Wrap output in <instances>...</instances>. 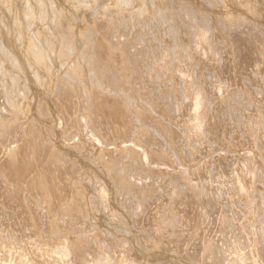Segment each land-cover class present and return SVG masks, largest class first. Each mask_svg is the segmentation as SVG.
I'll return each instance as SVG.
<instances>
[{
  "label": "bare ground",
  "instance_id": "obj_1",
  "mask_svg": "<svg viewBox=\"0 0 264 264\" xmlns=\"http://www.w3.org/2000/svg\"><path fill=\"white\" fill-rule=\"evenodd\" d=\"M76 16L84 19L72 26L68 19ZM90 25L100 31H89ZM112 32L123 40L111 42ZM247 34L258 47L250 44L246 54L236 56L234 49ZM222 59L229 65L247 61L254 66L235 93L240 98L231 125L206 114L210 105L217 115L229 113L234 102L230 96L235 73L219 67ZM210 75L215 77L210 80ZM166 78L172 90L158 85L157 93V83H166ZM189 85L197 88L189 93ZM254 87L261 91L257 98L250 93ZM179 90L187 91L192 114L182 140L200 139L203 126L210 136L220 121L217 127H225L238 143H264V0H0V178L6 179L0 185V264H264V163L251 151L222 149L213 165L206 164L218 170L213 174L220 182L215 190L208 192L203 185L198 192L188 176H181L174 180L172 195L165 196L169 203L186 206L184 201L202 195L205 205L198 216L213 224L210 232L185 234L192 215L178 228L174 219L161 226L144 214L148 191L129 177L144 173L152 180L161 178L173 166L164 146L182 157L178 137L151 119L166 115L164 99L180 96ZM242 98L245 103H240ZM220 101L222 105L214 107ZM70 110L78 119L69 118ZM21 119L26 129L19 130L25 137L10 147L7 137ZM52 122L54 133L49 132ZM64 122L67 128L84 131L75 135L76 144L62 139ZM259 124L263 131H258ZM250 165L260 168L247 182L243 173H250ZM228 183L238 193L231 203L239 205H232L230 214L215 212L209 206L226 198ZM22 197L31 205L18 202L7 209ZM133 199L139 201L133 208L140 209L136 223L147 217L142 236L132 233L134 223L127 213V202ZM240 206L246 213H240ZM61 207L67 211L66 221L73 212L80 214V228L85 220L98 224L89 229L93 234L83 236L85 228L64 226L57 212ZM109 226L112 229H104ZM102 230L110 240L93 248L91 241ZM59 232L62 239L52 243V235ZM156 232L174 248L151 240Z\"/></svg>",
  "mask_w": 264,
  "mask_h": 264
},
{
  "label": "rangeland",
  "instance_id": "obj_2",
  "mask_svg": "<svg viewBox=\"0 0 264 264\" xmlns=\"http://www.w3.org/2000/svg\"><path fill=\"white\" fill-rule=\"evenodd\" d=\"M71 17H69V19H68V21L70 22V23H72V26L73 25H75L76 23H78V22H80V20L81 19H84V16H76L74 19L73 18H71ZM104 21L103 20H98V22H97V24H102ZM63 23V22H62ZM128 26V25H127ZM91 27V28H90ZM97 27H94V26H89L88 27V29H89V31H100V29H96ZM101 31H103V29H101ZM241 36V35H240ZM110 40H111V42H112V40H113V42H115V40L118 38L119 40H123V38L124 37H121V36H117L116 35V33H110ZM144 39H146V37L144 38ZM252 40V41H251ZM248 41H251V42H248ZM242 44H241V46L238 48V49H234L235 51H234V54L237 56V55H242V54H246V52H247V50L249 49V45L251 44V46H252V44L254 45V47L256 48V47H258V43H257V41H256V39H255V37L254 36H252V35H246V36H242ZM247 42H248V44H247ZM261 45V44H260ZM245 46H247L246 48H245ZM139 55H137L136 57H138ZM138 60H141V55L138 57ZM246 62L247 61H245V62H242V61H238V62H236V64L235 65H229V64H227L226 62H225V60H220V62H219V64H220V66L219 67H223V69L225 70V72H226V70L228 69H230L229 71V73L228 74H231L232 72L233 73H235V80H233L231 83V85H232V89H234L233 91H235L230 97H232L231 99H232V101H234L233 102V104H232V106L230 107V109H228L227 110V112H229V113H225V112H221L219 115H217L216 114V111H215V108H213V106L212 105H210L208 108H206V114H210L211 116L213 115V113H214V116L215 117H217L218 119L220 118V119H224V120H226L225 122H227L228 123V125H231L232 123H233V119H234V117H235V114H236V108H237V100L240 98H238V96L239 95H236L235 93H236V91L237 90H239V87L240 86H243V82L245 81V80H247V79H249V73H251L253 70H254V66H253V64L252 65H247L246 64ZM121 63H123V62H121ZM119 66V65H118ZM118 66H116V67H114V69H112L110 72H113L114 70H116L117 69V67ZM242 67V68H241ZM240 68V69H239ZM144 69V68H143ZM169 69L174 73V72H176V70H175V67H169ZM232 70V71H231ZM241 70V71H240ZM243 70V71H242ZM245 71V72H244ZM239 73V74H238ZM245 75H244V74ZM169 74H171V72L169 73ZM241 74V75H240ZM234 75V74H233ZM244 75V76H243ZM237 76V77H236ZM215 76H212V75H210V80L211 79H213ZM240 77H243V79L242 78H240ZM168 78H166L164 81H166V83H164V82H162V83H157V88H156V92L158 93V91H159V86L161 85V88H163V90H165V91H171L172 89H171V87H169V83H168V80H167ZM218 80V79H217ZM244 80V81H243ZM243 81V82H242ZM223 83V82H222ZM159 85V86H158ZM197 88V86L196 85H189L188 86V89H187V91H189V93L190 92H193V90L194 89H196ZM237 88V89H236ZM180 91V96H178V97H175V98H169V99H164V101H165V105H166V107H165V110H166V115H160L159 117H156L155 115L153 116H151V119L152 118H155V121L161 126V127H164L166 130H168L169 132H170V134H171V136L172 137H178L177 138V140H175V143H176V145H177V147H179V148H181V152H182V157L181 156H179V154H175L174 152H172L171 151V149H170V147L168 146V147H166V146H164V148L166 149H164V148H162V150L164 151V152H166V154H167V156H168V158L173 162V166H171V167H168V168H166L167 170L165 171V173L164 174H162L161 176V178L159 177V176H157V177H155L153 180L152 179H149V178H147V175H144V173H141V175H138L137 176V178H135V179H133V178H130L129 177V179L130 180H134V181H136L135 183L138 185V186H145V189L148 191L147 193H146V199H144V203H147L146 205H147V208H145V211L147 212V213H145V211H144V214H150L152 217H154L155 219H157V221H158V225H161V226H164V223L163 222H165V225L169 222V218L172 220V219H174L175 220V223H173L175 226H177L178 228H180V224L182 225V223L185 221L183 218L186 216V217H188V216H190V215H192L193 217L192 218H194V221L193 222H191L190 224H189V227L186 229L187 230V232H185V234H187V233H192L193 232V230H194V233H195V235L197 234V233H200V231H203V229H204V233L205 232H210V230H209V228H210V226L209 225H213V224H211L205 217H203V218H200V220H199V212L202 210V206H204L205 205V198L203 199V196L201 195V196H199V197H196V199H194V201L193 200H191V199H189L188 201H184V202H187L186 203V206H185V204L183 205V206H181V205H176V204H173V203H169V202H167V200H164V198H165V196H167V197H169V196H171L172 194H170V192L172 193V185H173V183L175 182L174 180L176 179L177 180V177H179V178H181V176H182V178L183 177H189L190 179H191V181L190 180H188V183H192L193 185H194V187H195V189H196V191H200V189L202 188V186L204 185V186H208L207 187V191L209 192L212 188L215 190V188H216V186H215V184L216 185H218V184H220V182L219 181H215V179H214V177H213V174H216L217 173V171H216V169H213L212 167L213 166H208V165H213V162H211V161H213V160H216V158H217V155H219L221 152H222V149L223 150H227V151H232V150H234V152H232V153H236V152H243L242 150L244 149V152L243 153H246L247 151H251V153H255L256 155H258L260 158H261V161L264 163V158H263V154L262 153H264V143H257V144H259V145H257V146H255L254 147V145H256V144H248V143H245V142H241L240 140H239V143H238V141H237V139H235V138H232L227 132H226V130L227 129H225V127L224 128H220V127H217V124H218V122H220V121H218L216 124H215V126H213V130H211V135L209 136V132L208 131H206L204 128V126L202 127L203 129V135H202V137L201 138H203V139H199V138H195L194 140L195 141H193V140H190L191 142H188L187 140H185V139H183L182 140V134H184V132H185V130H187L188 129V124H189V121L191 120V118H192V114H191V112H190V109H188V102H189V100H188V98H187V96L185 95V94H187V91H186V93H185V91L182 93L181 92V90H179ZM261 91H260V89L259 88H257V87H254V88H251V90H250V93H251V95H252V97H258V94L260 93ZM157 95H159V98H160V94H157ZM59 97H60V95L58 96L57 95V97L56 98H58L59 99ZM147 98V97H146ZM72 99H75V97H73ZM185 99V100H184ZM244 99H246V98H242L241 100H240V103H245V100ZM150 100H151V98H150ZM170 100V101H169ZM178 101V102H177ZM239 101V100H238ZM243 101V102H242ZM58 102H59V100H58ZM178 104H177V103ZM168 103V104H167ZM181 104V105H180ZM219 104H221L222 105V101H220V102H218V103H215V105H214V107H217V106H219ZM178 105V106H177ZM179 107V108H178ZM182 107V108H181ZM186 109V110H185ZM183 110H185L184 112H183ZM61 111H63V110H61ZM234 112H235V114H234ZM70 119L71 120H76V119H78V117H79V114L78 113H74L73 111H71L70 110ZM185 113V114H184ZM231 114V115H230ZM60 115H62V114H58V117L60 116ZM234 115V116H233ZM226 116V117H225ZM230 116V117H229ZM233 118V119H232ZM51 120H54V117H52V119ZM162 120V121H161ZM174 121V122H173ZM149 122H150V120H149ZM166 122V123H165ZM147 123H148V120H147ZM164 123V124H163ZM167 124V125H166ZM169 125V126H168ZM261 124H259L257 127H258V131L261 129L262 130V126L261 127H259ZM26 123L25 122H23L22 121V119L18 122V124L16 125V130L14 131V130H12L11 132H10V134L8 135V137H7V143H9V145H10V147H12L14 144V142L15 141H17L19 138H24L25 137V135H24V133L22 132L21 133V130H19V128H24V130L26 129ZM166 126V127H165ZM53 127H54V125H53V122H52V124H51V126H49V132L50 133H54L53 132ZM215 127V128H214ZM256 127V128H257ZM62 128V127H61ZM182 128H184V129H182ZM144 129V128H143ZM23 130V131H24ZM63 130H65V132H64V134H61V137H62V139H64V138H67L68 139V143H74V144H76V142H77V140L79 139V136H75V135H77V134H79L80 133V131H79V129L78 130H75V127L72 129V128H67L66 126H65V122H64V127H63ZM220 130V131H219ZM52 131V132H51ZM183 131V132H182ZM263 131V130H262ZM19 132V133H18ZM82 133L81 134H83L84 133V131H81ZM168 132V133H169ZM213 133H215L214 135H213ZM217 133V134H216ZM69 135V136H68ZM213 135V136H212ZM206 136V137H205ZM208 136L210 137V138H208ZM16 137V138H15ZM10 138H12L11 140H10ZM73 138V139H72ZM83 138H84V136L82 137V139L81 140H83ZM127 136H124L123 137V139L126 141L127 139ZM147 139H149V138H145V137H141V141H144V140H147ZM155 139H157V141L156 142H159V144H160V138H158L157 136H155ZM205 139L207 140V142L205 141ZM197 140V141H196ZM200 140V142H198ZM184 141V142H183ZM79 142V141H78ZM115 143H117V141H115ZM195 145H194V144ZM200 143V144H199ZM245 143V144H244ZM123 144V143H122ZM143 145H145V146H147V143H142ZM189 144V145H188ZM191 144V145H190ZM198 144V145H197ZM232 144V145H231ZM237 144V145H236ZM124 145V144H123ZM202 145V146H201ZM190 147V148H192V151H190V152H187V151H185L184 149L186 148V147ZM221 146V147H220ZM230 146H232V147H230ZM108 147V146H107ZM109 147H111V146H109ZM108 147V148H109ZM201 147V148H200ZM212 147V148H211ZM167 148H169V149H167ZM199 148V149H198ZM232 148V149H231ZM250 148H252V149H250ZM139 150V152L141 153V151H140V149H138ZM201 150V151H200ZM212 150V151H211ZM219 150V151H218ZM246 150V151H245ZM212 152V153H211ZM173 153V154H172ZM190 153V154H189ZM197 153V154H196ZM214 153V154H213ZM237 154V153H236ZM142 155V153L140 154V156ZM189 155V156H188ZM194 155V156H193ZM201 155V156H200ZM215 155V156H214ZM175 156V157H174ZM193 156V157H192ZM43 157H44V155H43ZM192 157V158H191ZM196 157V158H195ZM213 157H214V159H213ZM200 158V159H199ZM212 158V159H211ZM173 159V160H172ZM202 159V160H201ZM205 159V160H204ZM203 160H204V162H203ZM247 160V159H246ZM245 160V161H246ZM194 161L196 162V163H194ZM207 162V163H206ZM205 163V164H204ZM175 164V165H174ZM206 164H208L207 166H206ZM196 165V166H195ZM241 165V164H240ZM153 166V165H152ZM179 166H180V168H179ZM165 166L164 165H161L160 166V168L161 169H163ZM170 168V169H169ZM179 168V169H178ZM183 168V169H182ZM187 168H189V169H187ZM195 168V169H194ZM209 168H211L210 170H209ZM259 166H252V165H250L249 167H248V169L250 170L249 172L250 173H247V171H245L244 173H243V178L245 179L244 181H246L247 180V182H249L250 181V178H251V172H254V174H253V176H256V175H258V173H259ZM172 169V170H171ZM174 169V170H173ZM176 169H177V171H176ZM185 169H186V172H184L185 171ZM208 169V170H207ZM196 170V171H195ZM198 170V171H197ZM226 170H228V169H226ZM256 170V171H255ZM262 169H260V171H261ZM192 171V172H191ZM195 171V172H194ZM208 171V172H207ZM191 172V173H190ZM197 172V173H196ZM216 172V173H215ZM180 173V174H179ZM193 173V174H192ZM256 173V174H255ZM201 174V175H200ZM248 174V175H247ZM195 175V176H194ZM176 176V177H175ZM159 177V178H158ZM165 177V178H164ZM198 177V179H196ZM236 177L237 178H239L240 179V176L239 175H236ZM248 179H247V178ZM164 178V179H163ZM169 178V179H168ZM173 180H172V179ZM243 178H242V176H241V179L243 180ZM156 179V180H155ZM2 180V181H1ZM6 179H4V178H0V185H2L3 183H4V181H5ZM165 180V181H164ZM171 180V181H170ZM138 181V182H137ZM144 181V182H143ZM147 181V182H146ZM197 181V182H196ZM6 182V181H5ZM64 182H66L67 183V181H66V179H65V181ZM216 182H218V184L216 183ZM210 185V186H209ZM227 185V196L224 194L223 196L224 197H226V198H221L220 200H217L215 203H213L212 205H210L209 207H214V210H216L215 212H218V211H222V210H224V211H229L228 213L230 214V212H231V210H232V208H233V206L232 205H236V206H238L239 204H238V201H236L237 203H235L234 202V204H232L231 202L232 201H235V200H237V198H238V193H237V191L235 190V187L233 188L232 187V185L230 184V183H228V184H226ZM231 185V186H230ZM97 186V185H96ZM140 186V187H141ZM197 186V187H196ZM150 188V190H149V188ZM230 188V189H229ZM155 189V190H154ZM164 189V190H163ZM212 189V190H213ZM233 189V190H232ZM0 190H1V188H0ZM171 190V191H170ZM155 191V192H154ZM161 191V192H160ZM164 191V192H163ZM170 191V192H169ZM232 191V192H231ZM236 191V192H235ZM230 192H231V194L233 195V196H231V194H230ZM149 193V194H148ZM200 194H201V192H200ZM236 196H235V195ZM153 195V196H152ZM164 196V197H163ZM230 198H229V197ZM155 197H157V198H155ZM228 197V198H227ZM151 198H152V200H151ZM233 198V199H232ZM157 199V200H156ZM154 200H155V202H157V204H161V205H156V203L154 202ZM163 200V201H162ZM227 200H229V201H227ZM25 201V202H24ZM161 201V202H160ZM199 201V202H198ZM219 201V202H218ZM18 202H20V203H22L24 206H25V203L26 204H29V205H31L30 204V202L27 200V199H23V197L22 198H20V200H14V201H12L11 203H10V205H7L6 207H7V209H11V208H13L16 204L15 203H18ZM139 201L137 200V199H133V202H131L132 204H130V202H127V206H128V215H129V217H130V220H131V222H133L134 223V228H133V230H132V233L135 235V236H142L143 234V232H145V225L146 224H148V222H147V217L146 216H144L143 218H138V220H139V223L137 224L136 223V220H137V215H138V213H139V211H140V209L139 210H137V211H135L133 208L136 206V205H138L137 203H138ZM143 202H142V204H143ZM153 202V203H152ZM227 202V203H226ZM221 203H223V204H221ZM226 203V204H225ZM167 204V205H166ZM190 204V205H189ZM149 205V206H148ZM170 205V206H169ZM175 205V206H174ZM200 205V206H199ZM184 206H185V209H184ZM222 206H224V207H222ZM220 207V208H219ZM222 207V208H221ZM241 207V206H240ZM238 208L239 209V211H240V213L241 214H243V213H246V211H247V208H243V207H241V208ZM62 208V209H61ZM61 208H58V210H57V212H60L59 213V218L63 221V223L65 224L64 226H66L68 229L69 228H71V229H69V230H74V229H77V231H79V230H82L83 228H85V231H86V233H85V231H83V236H86L87 234H89L90 232H89V229H91L93 226H97L98 224H96V223H94V222H92V221H89V220H85V222H86V224H83V226L80 228L79 226H80V224L82 223V218L80 217V214H77L76 213V211L75 212H73L74 213V216H70V218H72L71 220H68V221H66L67 220V211L66 212H63L64 211V208L63 207H61ZM163 208H164V210H163ZM169 208V209H168ZM192 208V209H191ZM218 208V209H217ZM231 208V209H230ZM167 209V210H166ZM62 210V211H61ZM157 210V211H156ZM77 211H79L78 209H77ZM171 211V212H170ZM174 211H176V212H174ZM226 211V212H227ZM62 212V213H61ZM54 213H56V211H54ZM53 213V214H54ZM65 213V214H64ZM165 213V214H164ZM156 214V215H155ZM161 214H163V215H161ZM169 214H171V215H169ZM178 214H180V216L178 215ZM62 215V216H61ZM77 215V216H76ZM160 217H159V216ZM165 216H166V218H165ZM196 216V217H195ZM65 217V218H64ZM124 216H122V218H123ZM135 219H134V218ZM182 217V218H181ZM78 220H77V219ZM198 218V219H197ZM74 219V220H73ZM141 219V220H140ZM125 220V219H124ZM164 220V221H163ZM212 221H214L213 223H216V220H214L213 219V217H212V219H211ZM79 222H81L80 224H79ZM112 222H114V223H112L111 224V226L112 227H115V230L117 231V232H121V228H119L118 227V224H116L115 222L116 221H112ZM129 222V221H128ZM127 222V223H128ZM161 222V223H160ZM79 225V226H78ZM101 225V224H100ZM128 225V224H127ZM201 225V226H200ZM111 226H109V227H103L104 229H106V230H108V229H112V227ZM194 226H196V227H194ZM144 227V228H143ZM209 227V228H208ZM116 228H119V229H116ZM182 228V227H181ZM190 229V230H189ZM106 230H102V237H101V235L99 234L94 240H95V242L93 243L92 241H91V243L93 244L92 245V247L94 248H98V247H103L104 246V244L107 242V241H109L110 239H109V236L107 235V233H106ZM139 230V231H138ZM199 230V231H198ZM206 230V231H205ZM141 231V232H140ZM69 233H70V231H68ZM116 232V233H117ZM122 232H124V229H123V231ZM77 233V232H76ZM91 233L93 234V232L91 231ZM90 233V234H91ZM155 233V232H154ZM63 233H57V234H53L52 235V238H51V241H52V243H54V241H57V242H59L60 241V239H62V237H63V235H62ZM74 234V233H73ZM104 234V235H103ZM159 234V235H158ZM58 235V236H57ZM62 235V236H61ZM118 235H120V236H124V237H126V238H128V233H118ZM130 235H132V234H130ZM91 236H93V235H91ZM162 235H160V233H157L156 232V236H154L153 234H152V237L153 238H151V240H154V239H156V240H158L159 241V239H160V241L162 242V245L163 246H165L164 248H170V249H173L174 247H173V245H170L168 242L166 243V241H168L167 240V238L166 237H161ZM100 237V238H99ZM159 237V238H158ZM86 238V237H85ZM163 238V239H162ZM165 240V241H164ZM97 245H98V247H97ZM86 254V253H85ZM87 255H85L84 257L85 258H88V256L86 257ZM46 257V256H45ZM48 257V256H47ZM71 258V257H70ZM48 259H50L49 257H48ZM61 262V261H60ZM62 263V262H61Z\"/></svg>",
  "mask_w": 264,
  "mask_h": 264
}]
</instances>
